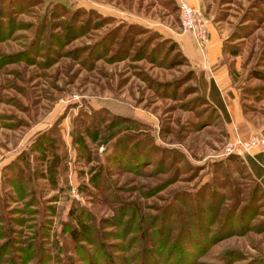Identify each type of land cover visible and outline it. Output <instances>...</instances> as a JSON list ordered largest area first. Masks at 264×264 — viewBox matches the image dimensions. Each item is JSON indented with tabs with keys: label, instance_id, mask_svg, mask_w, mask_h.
Instances as JSON below:
<instances>
[{
	"label": "rangeland",
	"instance_id": "rangeland-1",
	"mask_svg": "<svg viewBox=\"0 0 264 264\" xmlns=\"http://www.w3.org/2000/svg\"><path fill=\"white\" fill-rule=\"evenodd\" d=\"M255 137L264 0H0V264H264Z\"/></svg>",
	"mask_w": 264,
	"mask_h": 264
},
{
	"label": "crops",
	"instance_id": "crops-1",
	"mask_svg": "<svg viewBox=\"0 0 264 264\" xmlns=\"http://www.w3.org/2000/svg\"><path fill=\"white\" fill-rule=\"evenodd\" d=\"M186 1V0H185ZM193 1V0H189ZM206 54L197 52V56L199 58H202V69L204 71V67L210 66V64H215V62L218 61L219 58V52H220V45L214 40L210 39L208 42V45L206 47ZM201 78L203 81H206V93L210 95V87L211 82L215 85V95L217 99H221L224 104V99L228 97V93L232 92V84L229 80L228 76V70L225 66H217L214 68L213 73H211L209 76L202 75ZM227 109V106H226ZM263 149L260 153H255L254 155L251 153L250 157L253 158L264 170V146L261 147ZM252 151L256 150V148L251 149ZM255 152V151H254ZM253 152V153H254ZM264 178V174L262 176Z\"/></svg>",
	"mask_w": 264,
	"mask_h": 264
},
{
	"label": "built area",
	"instance_id": "built-area-1",
	"mask_svg": "<svg viewBox=\"0 0 264 264\" xmlns=\"http://www.w3.org/2000/svg\"><path fill=\"white\" fill-rule=\"evenodd\" d=\"M178 13H179V23L180 27L185 31L191 33L197 43L198 47L200 49L203 48V44L207 40V35L205 31H203L196 22V15L192 7L189 3L186 2H180L178 5ZM264 146V138L263 137H255L252 138L249 142H242L241 140H236L228 144L227 151L228 153L236 152V150H239L240 148H243L242 150L249 151L253 148L260 149Z\"/></svg>",
	"mask_w": 264,
	"mask_h": 264
},
{
	"label": "trees",
	"instance_id": "trees-1",
	"mask_svg": "<svg viewBox=\"0 0 264 264\" xmlns=\"http://www.w3.org/2000/svg\"><path fill=\"white\" fill-rule=\"evenodd\" d=\"M211 87H210V96H212V98L215 100L216 102V106L217 108H222L223 111L226 113V109L225 106L222 102L221 99H217L216 97H214L215 95V85L213 84V82H211ZM227 114V113H226ZM246 164L248 165L250 171L252 172L253 177L262 185L264 184V178L262 177L264 174V170L263 168L251 157H246L245 159ZM110 260L109 258H107L106 261Z\"/></svg>",
	"mask_w": 264,
	"mask_h": 264
}]
</instances>
